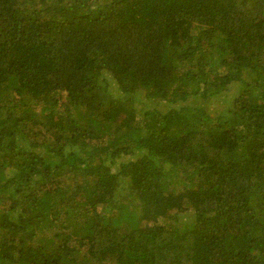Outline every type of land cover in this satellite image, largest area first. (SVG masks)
Listing matches in <instances>:
<instances>
[{
    "label": "trees",
    "instance_id": "obj_1",
    "mask_svg": "<svg viewBox=\"0 0 264 264\" xmlns=\"http://www.w3.org/2000/svg\"><path fill=\"white\" fill-rule=\"evenodd\" d=\"M0 264H264V0H0Z\"/></svg>",
    "mask_w": 264,
    "mask_h": 264
},
{
    "label": "rangeland",
    "instance_id": "obj_2",
    "mask_svg": "<svg viewBox=\"0 0 264 264\" xmlns=\"http://www.w3.org/2000/svg\"><path fill=\"white\" fill-rule=\"evenodd\" d=\"M249 77H250V75L244 74L243 78L249 79ZM239 86H240L239 82H236V83L232 84V86L229 88V91L226 94L219 96L221 98V101L223 102L222 107L224 108V110L232 108V98L237 95L238 90H239ZM137 99L139 100V102H141V105L145 104L146 107L154 106L153 103L146 102V100H145V98H144V96H143L141 91L137 94ZM217 103L219 105H221L220 102H217ZM187 222H184L183 220H180L178 225L185 224Z\"/></svg>",
    "mask_w": 264,
    "mask_h": 264
}]
</instances>
